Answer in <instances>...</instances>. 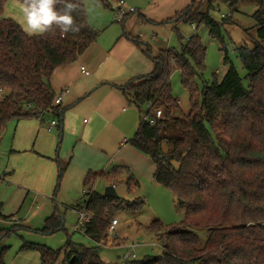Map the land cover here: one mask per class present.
Wrapping results in <instances>:
<instances>
[{
    "label": "trees",
    "instance_id": "obj_1",
    "mask_svg": "<svg viewBox=\"0 0 264 264\" xmlns=\"http://www.w3.org/2000/svg\"><path fill=\"white\" fill-rule=\"evenodd\" d=\"M8 1L0 0V89L4 92L0 98V146L1 134L12 120L47 115L63 118L61 106L54 104L52 77L57 69L75 63L98 39L83 0H79V15L73 14L81 25L79 32L62 34L57 28L43 37L27 36L15 20L5 16ZM93 1L109 7L107 0ZM194 10L193 1L174 20L210 28L225 52L224 64L229 65L225 76L199 90L194 79L206 68L207 50L200 38L191 37L180 53L161 50L153 56L149 50L154 72L119 88L140 115L163 112L153 125L141 122L127 143L150 157L154 181L169 189L185 210L184 220L177 226L160 221L150 224L162 243L161 254L123 264H264V0L253 15L257 34L253 46L237 49L247 86L226 52L223 28L231 22L218 23ZM176 71L189 93L190 110L182 117L171 116L179 110L171 87ZM145 107L147 111H143ZM123 169L115 167L101 177L117 179ZM96 182L97 175L91 172L83 182L89 197L86 210L91 215L83 234L98 246L88 248L69 240L64 264H104L99 249L109 240L112 221L121 213L134 215L144 208L140 197L129 202L98 194L93 189ZM131 183L134 178L127 185ZM10 219L3 214L0 200V221ZM46 225V231L64 229L63 219L56 215ZM199 230L207 233L204 243ZM22 249L39 252L42 264H56L60 256V252L33 244ZM6 250L0 252V264H5Z\"/></svg>",
    "mask_w": 264,
    "mask_h": 264
},
{
    "label": "rangeland",
    "instance_id": "obj_2",
    "mask_svg": "<svg viewBox=\"0 0 264 264\" xmlns=\"http://www.w3.org/2000/svg\"><path fill=\"white\" fill-rule=\"evenodd\" d=\"M83 1L98 39L79 60L57 69L52 77L57 94L61 88L70 89L61 107L63 118L47 115L43 121L12 120L1 134L0 200L3 214L11 218L0 221V252L7 249L5 264H42L39 252L22 249L28 244L60 252L56 264H64L69 240L88 248L98 246L80 230L75 231L79 213L89 200L83 186L89 172L97 175L93 189L98 194L104 195L108 186H115L122 200L132 202L140 197L145 202L140 212L116 217L119 224L115 233L99 249L104 264H123L132 243L138 244L134 252L137 260L162 253V243L149 229L150 224L160 221L165 226H177L184 220L185 210L169 189L154 181L150 157L130 144L120 145L135 136L143 116L116 85L126 86L154 72L149 50L153 56L161 50L180 53L191 37L200 38L207 50L206 68L194 79L199 90L225 76L229 69L223 60L225 52L211 36L210 28L174 20L192 7L193 1L195 12L207 14L218 23L231 22L223 28L226 52L244 85L248 84L237 49L252 47L257 38L253 15L260 0H123L135 10L124 22L123 17L130 13L115 18L120 0H107L109 7ZM5 15L20 25L15 0L7 2ZM81 66L89 76L81 73ZM181 80L179 71L172 74V95L179 102V110L172 112V117H182L190 110L189 93ZM52 119L59 127L63 120V130L48 133L46 126ZM115 167H124L119 178L101 177ZM132 178L134 183L128 186ZM54 215L63 219L64 229L46 231V220ZM198 235L204 243L207 233L199 230Z\"/></svg>",
    "mask_w": 264,
    "mask_h": 264
},
{
    "label": "clouds",
    "instance_id": "obj_3",
    "mask_svg": "<svg viewBox=\"0 0 264 264\" xmlns=\"http://www.w3.org/2000/svg\"><path fill=\"white\" fill-rule=\"evenodd\" d=\"M16 6L20 26L29 37L54 34L57 28L62 34L80 31L81 25L73 15H79V0H16Z\"/></svg>",
    "mask_w": 264,
    "mask_h": 264
},
{
    "label": "built area",
    "instance_id": "obj_4",
    "mask_svg": "<svg viewBox=\"0 0 264 264\" xmlns=\"http://www.w3.org/2000/svg\"><path fill=\"white\" fill-rule=\"evenodd\" d=\"M117 11L118 12L115 14V18L116 19L117 18H120L121 15L124 16L127 13H133L135 10L133 8H128L126 6V3L123 0H120L119 3H118ZM119 21H121V20L119 19ZM193 27H195V26L193 25ZM81 71L85 75H87V76L89 75V72L84 67L81 68ZM69 92H70L69 89H65L62 92H60L59 94H57L56 97H55L54 104L56 106H60L61 103H62V101H63V98ZM3 94H4V92L0 89V98H2ZM149 106H151V104ZM162 116H163V112L161 110H156L153 113V116L152 115L150 116V115L144 114L143 115V118H142V122L149 123V124L153 125L155 123L156 119H160V118H162ZM57 125H58V122H57L56 119L51 120L50 123H49V125H48V127H47V131L50 132V133L53 132L54 129H55V127ZM79 216H80L79 223H78L77 227L75 228V231H79L80 230V232L83 234V232H84V225H85L86 222L89 221L91 215L85 209L84 211H82V212L79 213ZM118 224L119 223H118V220L117 219H115V220L112 221V223H111V225L109 227V234L110 235H113L115 233L116 227L118 226ZM137 245L138 244H136V243H132V244L129 245V247L127 249H129L130 251L126 255V258H125L126 261L137 259L136 254L134 253L135 250H136V248H137Z\"/></svg>",
    "mask_w": 264,
    "mask_h": 264
},
{
    "label": "crops",
    "instance_id": "obj_5",
    "mask_svg": "<svg viewBox=\"0 0 264 264\" xmlns=\"http://www.w3.org/2000/svg\"><path fill=\"white\" fill-rule=\"evenodd\" d=\"M5 16H7V15H5ZM7 17H11V16H7ZM82 56H83V55H82ZM82 56H81V57H82ZM81 57H80V58H81ZM80 58H79V59H80ZM79 59H78V60H79ZM82 67H84V66H81V68H82ZM81 68H80V70H81ZM84 68H85V67H84ZM81 73L83 74L82 71H81ZM84 75H85V74H84ZM89 75H90V73H89ZM89 75H88V76H89ZM86 76H87V75H86ZM105 80H106V81H109L108 78H106ZM106 84H108V83H106ZM51 86H52V85H51ZM116 86H117V87H116L117 89L120 88L119 86L123 87V85H116ZM52 89H53V91L55 92V94L57 95V91H56L53 87H52ZM65 89H69V88H68V87H65ZM65 89H64V90H65ZM69 90H70V89H69ZM62 91H63V89L61 88V89L59 90V93L62 92ZM59 93H58V94H59ZM69 93H70V92H69ZM69 93H68V94H69ZM68 94H67V95H68ZM65 97H66V96H65ZM63 101H64V98H63ZM63 101H62V103H61V105H60L61 107L63 106ZM125 111H126L125 108H123V112H125ZM41 120L43 121V118H42ZM52 120H54V119H52ZM20 122H22V121H19L18 123H20ZM63 123H64V121L62 120V121H61V124H60V127H59V125H57V126L55 127V129L59 128L60 130H61V129L63 130ZM48 125H49V123L47 124L46 128L48 127ZM55 129H54V131H55ZM54 131H53V132H54ZM47 132H48V131H47ZM53 132H51V133H53ZM48 133H50V132H48ZM127 142H128V141H126V139H124V140L120 143V145H121L122 147H126L127 144H128ZM60 169H61V168H60ZM154 170H155V169H154ZM84 193H85V191H84ZM1 202H2V201H1ZM11 217H12V216H11Z\"/></svg>",
    "mask_w": 264,
    "mask_h": 264
},
{
    "label": "water",
    "instance_id": "obj_6",
    "mask_svg": "<svg viewBox=\"0 0 264 264\" xmlns=\"http://www.w3.org/2000/svg\"><path fill=\"white\" fill-rule=\"evenodd\" d=\"M104 197L107 198H112V199H119L120 196L118 195L115 186H108L105 190V193L103 195Z\"/></svg>",
    "mask_w": 264,
    "mask_h": 264
}]
</instances>
